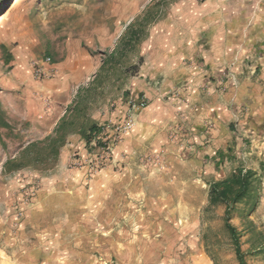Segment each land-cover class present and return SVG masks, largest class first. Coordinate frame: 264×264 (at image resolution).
I'll return each mask as SVG.
<instances>
[{"label": "rangeland", "instance_id": "1", "mask_svg": "<svg viewBox=\"0 0 264 264\" xmlns=\"http://www.w3.org/2000/svg\"><path fill=\"white\" fill-rule=\"evenodd\" d=\"M161 1L164 17L148 27L145 39L194 36L199 50L188 64L172 63L157 74L149 64L152 75L144 74L138 44L124 63L136 64L143 55L137 72L118 70L102 87L85 90L97 68L72 88L68 108H79L72 113L74 127L95 123L106 134L128 99H145L132 129L110 150L94 141L86 145L76 131L52 163L4 172L6 159L57 123L40 131L16 113L24 104L20 92L0 87V264H238L224 206L205 210L208 183L236 167L256 173V200L252 207L236 204L231 223L246 264H264V120L252 121L246 133L248 122L238 125L242 108L231 97L239 76L257 72L251 58L264 43V0ZM148 2L0 0V78L13 75L21 61L33 72L34 63L61 61L77 49L92 50L100 65L101 52ZM219 26L226 28L228 45L250 51L241 58L231 50L234 59L215 86L206 77L218 71L211 73L202 52L218 39ZM210 102L227 108H202Z\"/></svg>", "mask_w": 264, "mask_h": 264}, {"label": "crops", "instance_id": "2", "mask_svg": "<svg viewBox=\"0 0 264 264\" xmlns=\"http://www.w3.org/2000/svg\"><path fill=\"white\" fill-rule=\"evenodd\" d=\"M124 16V14L119 15L118 18L116 17L117 19L112 20V23L118 24V19ZM163 17L164 15L157 21ZM129 21L130 18L127 22ZM225 29L222 26L221 32V27L219 26L217 29L218 39L216 40V37H214L208 45L206 44L202 52L206 62L212 69L211 73H216L215 70L218 71L214 76L208 74L206 77V79L213 77L212 79L216 82L215 86L224 80L221 77L222 68L232 63L234 59L231 50L235 51V56H241V58L244 57L242 54L244 51L246 53L250 51L247 47L241 48L239 44L228 45L225 40ZM124 30L121 28L118 36ZM175 35H172L173 37L160 35L153 42L152 40L149 41V38L145 39L147 36L141 40L139 45H141V53L145 55L146 64V67L142 70L144 74L149 72L147 71V65L149 64L155 65V74H157L163 67L170 66L172 69V63H174V66L188 64L189 58L195 56L196 51L199 50V46L196 48V38L194 36L184 38ZM178 45L183 47L178 49ZM256 48H258V55H254L251 58L252 63L256 67V74L250 77L239 76V83L236 87H233L231 94L235 108H242L237 116L238 125L248 122V125L244 126V128H248L247 130L244 129L246 133L253 129L252 121L264 120V43L258 44ZM143 55L140 56L144 59ZM184 57L187 59V61H184L185 63L182 61ZM99 61L92 50L77 49L72 53H68L66 58L64 57L61 61L41 62L44 72L48 74V76H43L42 78L34 77L32 69L21 61L18 63L19 69H16L13 75L0 78V87L7 91L18 90L20 92L24 99V104L16 108V113L32 122L43 132L49 130L57 123L74 97L72 88L78 86L84 77L95 73L97 68H99L98 66H100ZM151 61L152 63H149ZM217 67L219 68L217 69ZM149 73L152 75L151 72ZM174 73L176 74L178 71L175 70ZM175 79L178 80L180 78L177 75ZM172 82L174 81L172 80ZM209 105L202 108H227L226 102H210ZM154 107L156 106H151V108ZM157 107L164 108L161 105H157Z\"/></svg>", "mask_w": 264, "mask_h": 264}, {"label": "trees", "instance_id": "3", "mask_svg": "<svg viewBox=\"0 0 264 264\" xmlns=\"http://www.w3.org/2000/svg\"><path fill=\"white\" fill-rule=\"evenodd\" d=\"M161 2V0H151L143 11L127 24L112 48L107 52H101V64L94 74L90 86L84 88L85 90L91 87L93 89L102 87L105 81L112 79L113 74L118 70L125 74L137 72L138 67L142 64V57L139 56L138 62L131 65H125V60L146 36L148 27L164 15L163 7L160 6ZM81 89L83 88L79 87L77 93ZM73 112H79V108H68L52 133L42 139L27 143L20 149L17 156L6 159L2 170L7 172L25 166L38 167L52 163L65 145L68 136L76 131L81 134L86 145H90L93 141L96 145H102L101 126L91 123L86 129L76 128L74 127ZM255 175L253 170L236 167L226 177L208 183L205 210H212L218 205L224 206V227L234 246L238 264H246V260L241 249L240 234L231 223V215L236 204L243 203L246 207L254 205L256 200V194H254Z\"/></svg>", "mask_w": 264, "mask_h": 264}, {"label": "built area", "instance_id": "4", "mask_svg": "<svg viewBox=\"0 0 264 264\" xmlns=\"http://www.w3.org/2000/svg\"><path fill=\"white\" fill-rule=\"evenodd\" d=\"M45 62H50L51 58L47 57ZM33 74L37 78H42L43 76H48L44 72L40 62L33 64ZM146 107V101L144 98H130L126 102V109L120 121L113 125L111 128V134H106V130L101 126V142L102 145H98L101 150H110L111 142L119 141L122 135L129 132L135 122L136 116ZM94 147H97L96 143H93ZM98 148V149H99Z\"/></svg>", "mask_w": 264, "mask_h": 264}]
</instances>
